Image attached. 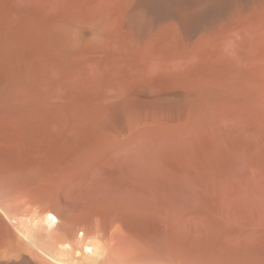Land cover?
<instances>
[{"label": "bare ground", "instance_id": "bare-ground-1", "mask_svg": "<svg viewBox=\"0 0 264 264\" xmlns=\"http://www.w3.org/2000/svg\"><path fill=\"white\" fill-rule=\"evenodd\" d=\"M0 264H264V0H0Z\"/></svg>", "mask_w": 264, "mask_h": 264}]
</instances>
